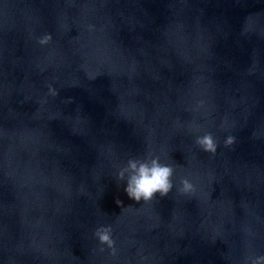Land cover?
Masks as SVG:
<instances>
[{
  "label": "water",
  "instance_id": "water-1",
  "mask_svg": "<svg viewBox=\"0 0 264 264\" xmlns=\"http://www.w3.org/2000/svg\"><path fill=\"white\" fill-rule=\"evenodd\" d=\"M149 152L174 187L137 203L117 173ZM259 256L264 0H0V264Z\"/></svg>",
  "mask_w": 264,
  "mask_h": 264
},
{
  "label": "clouds",
  "instance_id": "clouds-1",
  "mask_svg": "<svg viewBox=\"0 0 264 264\" xmlns=\"http://www.w3.org/2000/svg\"><path fill=\"white\" fill-rule=\"evenodd\" d=\"M91 27V26H90ZM51 34H45L38 40L40 45H47L51 42ZM49 94L53 97L58 95L57 91L48 86ZM70 102V101H69ZM203 103L202 101L200 102ZM198 130V129H197ZM235 137L229 135L225 141V147L231 146L235 143ZM195 144L204 152L215 155L217 151V141L211 132H206L203 135H198L195 139ZM175 168L170 164L161 163L159 156L149 152L143 158H129L125 166L121 167L117 173L119 181H126L124 191L127 196L137 203L151 202L157 194L165 197L173 189V176ZM178 192L180 194H194L196 186L187 177H182L179 181ZM117 204L121 201L117 200ZM130 207V206H129ZM94 236L98 239L101 245H107L111 249V254H116L115 242L112 239L111 226H100L95 232ZM100 251H104L103 248ZM247 261L251 264H264V256L256 258L248 257Z\"/></svg>",
  "mask_w": 264,
  "mask_h": 264
}]
</instances>
